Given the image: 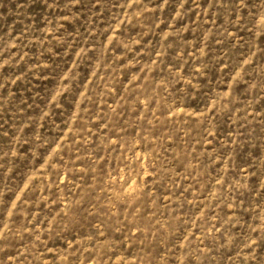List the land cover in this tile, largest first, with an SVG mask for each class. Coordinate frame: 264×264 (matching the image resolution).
<instances>
[{"label": "rangeland", "instance_id": "obj_1", "mask_svg": "<svg viewBox=\"0 0 264 264\" xmlns=\"http://www.w3.org/2000/svg\"><path fill=\"white\" fill-rule=\"evenodd\" d=\"M0 264H264V0H0Z\"/></svg>", "mask_w": 264, "mask_h": 264}]
</instances>
